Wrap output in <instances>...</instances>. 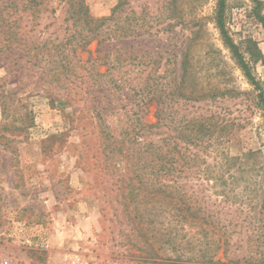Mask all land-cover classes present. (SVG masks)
Listing matches in <instances>:
<instances>
[{
    "label": "rangeland",
    "instance_id": "rangeland-1",
    "mask_svg": "<svg viewBox=\"0 0 264 264\" xmlns=\"http://www.w3.org/2000/svg\"><path fill=\"white\" fill-rule=\"evenodd\" d=\"M48 1L36 19L24 6L17 14L25 43L48 46L40 66L21 69L18 51L0 53V264H25L26 254L34 264H264V112L217 28V0H130L97 39L67 48L80 74L64 88L40 70L63 58L55 44L74 32L65 2ZM84 1L96 18L118 4ZM258 15L264 0H227L229 34L242 52L253 41L264 56ZM251 65L264 90V63ZM203 91L217 95L197 100ZM159 109L172 133L206 112L233 124L194 183L214 224L184 223L173 244L164 242L169 216L149 218V139L158 136L148 126ZM234 157L245 171L225 164ZM50 235L61 236L50 244Z\"/></svg>",
    "mask_w": 264,
    "mask_h": 264
},
{
    "label": "trees",
    "instance_id": "trees-1",
    "mask_svg": "<svg viewBox=\"0 0 264 264\" xmlns=\"http://www.w3.org/2000/svg\"><path fill=\"white\" fill-rule=\"evenodd\" d=\"M58 1L61 3L65 2L67 6L65 22L72 21L71 24L74 32L69 34L68 38L64 37L62 40H57L58 45L55 44L56 50L59 49L61 50V54H64L63 58L58 61H53L51 64L54 66L51 69L48 70L43 67L40 70L42 75L44 72L45 74H49V76L51 75L52 82L56 83L60 88H64L71 79L70 75L78 77L80 74V71L73 67L72 61L69 60L67 48L71 46L72 50L75 51L76 47L82 46L85 48L93 40L97 39L99 37V31L109 23L115 22L118 18V12L129 5L130 0H118V4L112 11L111 16L102 18L92 16L84 0ZM48 2V0H26L25 2L22 0H13L5 3L0 2V17L2 18L0 25V53L3 56L7 54L5 56L9 60L13 53L18 51L15 57L17 55L20 57L17 60L14 59L13 62L21 69L26 70V68L31 69L40 66L38 52L42 50L41 48L46 49L48 46L40 47L38 45L36 47L33 44L25 43V33L21 32V19L17 14L22 11H27L30 8L29 10H32L30 16L32 19H36V9L34 8L40 6L47 7ZM217 2L215 17L217 28L221 33L225 46L231 52L249 84L258 91V106L264 112V90L257 80L251 65V63H264V56L259 50L257 43L253 41H248L247 50L242 52L241 46L234 41L226 26L227 0H217ZM21 6L27 9L21 10ZM53 10L55 11V9H51L52 12ZM5 13H7V16L3 17ZM258 19L264 27V15H258ZM74 28L77 29L74 30ZM76 38H80V40L76 44H73V40ZM22 47L25 49H22ZM31 49L32 53H35L32 57ZM246 54H250V60L247 59ZM186 56L188 57V55ZM22 58L25 59V62L23 61L20 64L19 60H22ZM77 63H80V61L77 60ZM189 70L186 59L185 63H183L182 74V83L184 84L187 82ZM216 95L215 93L213 96ZM197 96L195 98L199 101L213 98L211 94L208 95L205 91L197 94ZM163 110H158L157 123L148 126L149 136L153 134L158 136V139H149V204H154L153 208H149V218L157 217L158 214L165 215L166 218L167 215L169 216L170 226L166 230L169 237L166 238L165 235L164 242L166 241V244H173L174 233L178 231L177 229L184 227V223H189L190 227L195 228L198 226L196 220L202 218L204 223L201 225L204 226V230H208L207 227L214 224L210 211L201 207L200 202L197 200L194 183L199 180V174L202 173L201 167L203 164L206 165L207 170L205 172H209L207 158L212 155L211 148H214L215 145H221L228 139L230 128L233 124L225 121L217 113L206 112L194 115L190 120L177 123L174 129L175 133H172L165 123L166 118L163 115ZM255 155V152L250 151L248 154L243 155V158ZM243 158L234 157L232 160L226 158L225 164L227 165L228 162L232 161L234 162L233 166H237L239 170L245 171L241 164ZM230 167L231 165H229V169ZM156 205H159V207L154 209ZM150 222L153 223V221ZM173 223H176V225H173ZM182 236L184 240H187L186 244L192 245L194 243L189 240L190 238L193 240L191 235L184 234ZM150 240L149 238V244L152 246L153 243ZM164 242L163 244H165ZM219 248H221L220 245H218L217 249ZM203 258V263L212 262V258L207 257V254L203 255ZM181 259L183 258L180 257L179 261H182ZM187 260L198 261L196 258Z\"/></svg>",
    "mask_w": 264,
    "mask_h": 264
},
{
    "label": "crops",
    "instance_id": "crops-1",
    "mask_svg": "<svg viewBox=\"0 0 264 264\" xmlns=\"http://www.w3.org/2000/svg\"><path fill=\"white\" fill-rule=\"evenodd\" d=\"M60 236L61 235H50V239H49V241H50V244H53V243H55V241L57 242V240L60 238ZM45 242H47V241H45ZM44 244V243H43ZM50 252L52 253L53 252V248H55V247H51L50 246ZM52 255V254H51ZM23 262H25V264H34L33 263V260H31L30 258H29V256L26 254V256L24 257L23 256V258L21 259ZM17 261V260H16ZM49 264H52V263H49Z\"/></svg>",
    "mask_w": 264,
    "mask_h": 264
}]
</instances>
